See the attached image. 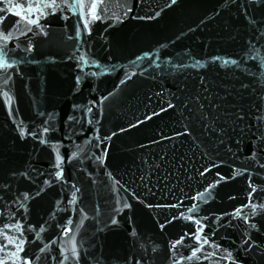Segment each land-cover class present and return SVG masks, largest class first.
<instances>
[{
    "label": "water",
    "instance_id": "1",
    "mask_svg": "<svg viewBox=\"0 0 264 264\" xmlns=\"http://www.w3.org/2000/svg\"><path fill=\"white\" fill-rule=\"evenodd\" d=\"M0 264H264V0H0Z\"/></svg>",
    "mask_w": 264,
    "mask_h": 264
},
{
    "label": "snow or ice",
    "instance_id": "2",
    "mask_svg": "<svg viewBox=\"0 0 264 264\" xmlns=\"http://www.w3.org/2000/svg\"><path fill=\"white\" fill-rule=\"evenodd\" d=\"M173 2H175V0H173Z\"/></svg>",
    "mask_w": 264,
    "mask_h": 264
}]
</instances>
